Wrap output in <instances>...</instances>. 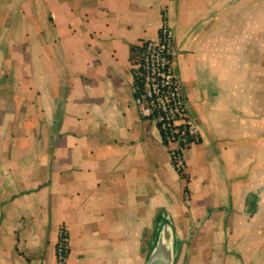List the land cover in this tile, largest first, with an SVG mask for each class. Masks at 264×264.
<instances>
[{
  "label": "crops",
  "instance_id": "0c3cea01",
  "mask_svg": "<svg viewBox=\"0 0 264 264\" xmlns=\"http://www.w3.org/2000/svg\"><path fill=\"white\" fill-rule=\"evenodd\" d=\"M170 30L198 139L184 177L134 103L131 48ZM264 264V0H0V264Z\"/></svg>",
  "mask_w": 264,
  "mask_h": 264
},
{
  "label": "built area",
  "instance_id": "2783aa9c",
  "mask_svg": "<svg viewBox=\"0 0 264 264\" xmlns=\"http://www.w3.org/2000/svg\"><path fill=\"white\" fill-rule=\"evenodd\" d=\"M171 33L163 21L155 38L140 44L138 62L133 65L141 84L137 90L133 81L134 103L141 116L149 117L159 130L163 144L175 169L183 168L182 150L198 139L196 124L186 115L179 79L170 69ZM68 235L59 227L55 244V264H67Z\"/></svg>",
  "mask_w": 264,
  "mask_h": 264
},
{
  "label": "water",
  "instance_id": "95a60500",
  "mask_svg": "<svg viewBox=\"0 0 264 264\" xmlns=\"http://www.w3.org/2000/svg\"><path fill=\"white\" fill-rule=\"evenodd\" d=\"M154 221L153 231L147 241L141 264H174L178 239L169 213L160 209Z\"/></svg>",
  "mask_w": 264,
  "mask_h": 264
},
{
  "label": "trees",
  "instance_id": "16d2710c",
  "mask_svg": "<svg viewBox=\"0 0 264 264\" xmlns=\"http://www.w3.org/2000/svg\"><path fill=\"white\" fill-rule=\"evenodd\" d=\"M131 51H132V54H131V63H132V72H133V77H134V84L136 85L137 90H139L141 84L139 82V79L135 75V69L133 68V65L138 62V56H139V52H140V47H132L131 48ZM178 173L180 174L181 177H184V175H185V173L183 171V168H181L180 170H178Z\"/></svg>",
  "mask_w": 264,
  "mask_h": 264
}]
</instances>
